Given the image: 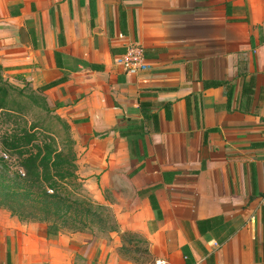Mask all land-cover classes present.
<instances>
[{
    "label": "crops",
    "instance_id": "crops-1",
    "mask_svg": "<svg viewBox=\"0 0 264 264\" xmlns=\"http://www.w3.org/2000/svg\"><path fill=\"white\" fill-rule=\"evenodd\" d=\"M262 28L260 0H0L4 75L69 129L116 226L0 208V264H264Z\"/></svg>",
    "mask_w": 264,
    "mask_h": 264
},
{
    "label": "rangeland",
    "instance_id": "rangeland-1",
    "mask_svg": "<svg viewBox=\"0 0 264 264\" xmlns=\"http://www.w3.org/2000/svg\"><path fill=\"white\" fill-rule=\"evenodd\" d=\"M0 85L7 86L8 93L5 99L8 108L11 109L10 113L0 110V207L8 210L13 208L15 210L13 215L23 219H29L32 216L36 217L35 220H41L45 217L51 218L54 212L50 211L44 214L40 209L39 193H43V191L38 188L35 175H30V180H25L22 183L23 189H28L27 194L31 196V200L16 203L11 197L5 195L15 189H20L18 185H21V179L27 178L21 163L30 157L31 153L35 154L38 151L35 145H40L41 149L43 148L40 158L50 153L46 150V147H48L51 152L54 154L58 153L66 161L65 164L55 167L51 164L52 159H50L49 164L53 166L49 167L48 170L49 176L57 183L56 187L58 189L54 193L59 197H63V201L60 202L62 209L68 208L67 203L69 202H66L68 199L66 196L73 197L72 194L66 192L68 189L75 191L79 195L78 199L85 196L84 177L81 175L83 174V165L77 160L75 140L69 129L50 113L41 93L33 90L28 83L12 82L0 70ZM10 85L13 86L11 87ZM25 130L35 131L38 139L32 141L31 145L28 144L24 148L6 150L4 146L5 138L11 137L8 138L10 141L13 135H21ZM61 174H63V177ZM41 181L42 188L53 194L52 189H49V183L44 180ZM34 198L38 199V204L34 202ZM49 206L52 207L53 204H49ZM103 215L108 218L109 214L103 212ZM93 218L94 216L84 218L80 215L77 220H65L67 222L64 221V224L73 228H81L88 225L92 227L90 229L93 231H98L99 229L97 230V227L94 226ZM127 237L138 245L137 253H142L143 244L140 239L136 236Z\"/></svg>",
    "mask_w": 264,
    "mask_h": 264
},
{
    "label": "trees",
    "instance_id": "trees-1",
    "mask_svg": "<svg viewBox=\"0 0 264 264\" xmlns=\"http://www.w3.org/2000/svg\"><path fill=\"white\" fill-rule=\"evenodd\" d=\"M0 70H2V67L0 66ZM11 87L13 85H10ZM9 87V88H11ZM8 90L7 86L0 85V110L10 113V108L7 106V102L5 99V96H7ZM12 114V113H11ZM11 138V137H8ZM8 138H5V149L6 150H18L19 148H24L28 144L31 145L32 141L37 140L36 132L35 131H29L25 130L21 135H13V138L9 141ZM36 148H38V151L34 154L31 153L30 157L22 161L21 165L25 169L27 178H22L20 183L21 185H18L20 188L13 190L12 192L6 194L5 196L11 197L12 200L16 203H23L22 201L31 200V196H29L28 189H23V182L25 180H30V175L36 176V182L38 183V188L43 191V193H39V203H40V209L44 214H47V212H54L53 217L51 218H42L41 220H35L36 217L32 216L29 219H23L17 217L20 221H37V222H45L48 225H51L54 230H61V229H68L72 231L77 230H83L87 228H91L88 225L83 226L81 228H73L68 225H65L64 223L67 222L65 220L73 219L77 220L80 215H82L84 218H91L94 216L93 221L94 225H97V228L100 230H116V226L114 223V219L111 215V213L107 210L106 207L95 204L92 201L88 200L86 197L82 196L81 199H78V194L68 189L66 192L68 194H72L73 197L66 196L68 199L66 200L68 208L62 209L60 206V202L63 201V197H59L56 193H54L55 190L58 188L56 187L55 181L52 179V177L49 176V167L51 166H60L66 163L65 159H63L58 153L54 154L50 151L48 147H46V150H48L50 153L45 154L43 157L40 158L41 153V146L35 145ZM21 153V151H19ZM23 152V151H22ZM34 154V155H33ZM52 159L53 165L50 166L49 161ZM55 162V163H54ZM63 177V174H61ZM41 180H44L45 182L49 183V189H52L53 194L48 193L46 189L44 190L41 186ZM18 183V184H20ZM21 186V187H20ZM41 186V187H40ZM76 194V195H75ZM34 202L38 204V199L34 198ZM49 204H53L52 207L49 206ZM79 205H81L79 207ZM3 208V207H0ZM8 210L7 208H3ZM11 215H13V208H10L8 210ZM62 212V213H60ZM103 212H107L108 218L104 217ZM14 216V215H13ZM103 216V217H102ZM65 221V222H64ZM96 221V222H95ZM125 236H132L131 234L124 233Z\"/></svg>",
    "mask_w": 264,
    "mask_h": 264
},
{
    "label": "built area",
    "instance_id": "built-area-1",
    "mask_svg": "<svg viewBox=\"0 0 264 264\" xmlns=\"http://www.w3.org/2000/svg\"><path fill=\"white\" fill-rule=\"evenodd\" d=\"M261 10L263 15V28L262 36L264 40V0H260ZM119 38H123L122 34H119ZM119 62L123 65L124 70L127 73H138L147 69L145 64L143 48L136 43H128L125 46V52L120 57ZM195 264H201L199 261Z\"/></svg>",
    "mask_w": 264,
    "mask_h": 264
}]
</instances>
